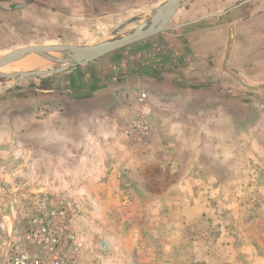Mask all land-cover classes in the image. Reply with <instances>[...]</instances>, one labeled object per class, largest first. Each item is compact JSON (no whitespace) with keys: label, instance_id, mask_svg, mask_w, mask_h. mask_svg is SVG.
I'll return each mask as SVG.
<instances>
[{"label":"rangeland","instance_id":"1","mask_svg":"<svg viewBox=\"0 0 264 264\" xmlns=\"http://www.w3.org/2000/svg\"><path fill=\"white\" fill-rule=\"evenodd\" d=\"M12 2L0 0L9 9ZM133 21L121 33H131L139 19ZM41 27L37 22L23 27L1 17L0 58L27 45L62 44L54 25L44 31ZM121 33L116 38L126 35ZM127 46L115 51L137 55L135 47ZM61 65L49 62L40 68ZM43 76L56 79L55 73L34 78ZM0 81L15 85L26 80L0 77ZM141 92L148 94L144 103L138 100ZM123 95L132 112L117 122L115 141L108 140L104 147L109 156L92 162L103 171L96 178L81 173L73 189L44 183L50 174L40 172L41 150L56 148L59 111L71 115L88 100L53 96L45 104L37 100L39 96L29 101L24 94L0 99L3 227L10 223L24 229L28 215L43 210L46 200L50 208L62 206L86 239L89 264H264V93L235 94L241 97L237 125L212 124L209 115L201 129L178 125L176 133L168 97L147 112L142 108L149 99L147 91L130 87ZM143 110L149 115L150 137L148 143L137 144L125 129ZM48 160L54 166V158ZM103 179L111 180L112 186L97 187L95 182ZM105 239L111 244L107 254L96 248Z\"/></svg>","mask_w":264,"mask_h":264},{"label":"crops","instance_id":"2","mask_svg":"<svg viewBox=\"0 0 264 264\" xmlns=\"http://www.w3.org/2000/svg\"><path fill=\"white\" fill-rule=\"evenodd\" d=\"M8 1H13L12 9L0 4V19L21 22L23 27L37 22L43 25L42 31L54 25L59 43L93 45L115 39L139 19L135 30L167 0ZM140 41L127 46L135 47L138 56L111 52L55 73V80L43 76L15 85L0 81V99L4 100L21 94L29 101L39 96L37 100L45 104L53 96L62 101L88 100L78 104L71 115L59 111L56 148L41 150L40 172L50 174L44 183L73 189L81 173L96 178L103 171L92 162L109 156L104 147L108 140L115 141L117 134L114 137L112 132L120 117L132 110L122 100L127 88L149 93L142 106L147 112L168 97L175 133L178 125L201 129L209 115L214 118L212 124L237 125L241 97L235 94L264 93V0H188L166 30ZM48 158H54V166ZM103 182L95 184L112 186L111 180Z\"/></svg>","mask_w":264,"mask_h":264},{"label":"built area","instance_id":"3","mask_svg":"<svg viewBox=\"0 0 264 264\" xmlns=\"http://www.w3.org/2000/svg\"><path fill=\"white\" fill-rule=\"evenodd\" d=\"M147 98L146 92L138 94L140 103ZM125 133L137 144L148 143L149 115L138 111L128 121ZM262 150L264 156V136ZM42 207L40 212L28 215L29 224L24 229H16L10 223L3 227L0 221V264H89L85 257L87 241L73 227L66 210L62 206L50 208L46 200ZM96 248L107 254L111 244L101 240Z\"/></svg>","mask_w":264,"mask_h":264},{"label":"water","instance_id":"4","mask_svg":"<svg viewBox=\"0 0 264 264\" xmlns=\"http://www.w3.org/2000/svg\"><path fill=\"white\" fill-rule=\"evenodd\" d=\"M188 0H167L159 6L152 16L140 24L133 32L119 38L106 40L93 45L52 44L27 45L8 52L0 58V77L28 80L34 77L63 72L78 65L86 64L129 44L146 39L168 28V23ZM41 54L52 62L62 64L51 69L36 68L5 72L2 69L9 63L30 54Z\"/></svg>","mask_w":264,"mask_h":264},{"label":"bare ground","instance_id":"5","mask_svg":"<svg viewBox=\"0 0 264 264\" xmlns=\"http://www.w3.org/2000/svg\"><path fill=\"white\" fill-rule=\"evenodd\" d=\"M52 63V60L49 58L37 53V54H30L26 57L17 59L8 65H6L2 70L6 72H15L18 70H32L34 68H40L43 66H47L48 64Z\"/></svg>","mask_w":264,"mask_h":264}]
</instances>
